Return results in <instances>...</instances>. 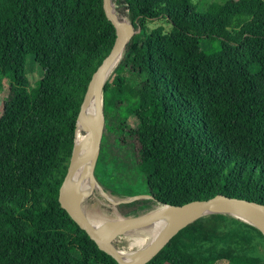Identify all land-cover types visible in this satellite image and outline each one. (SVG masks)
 I'll return each instance as SVG.
<instances>
[{"label": "trees", "instance_id": "1", "mask_svg": "<svg viewBox=\"0 0 264 264\" xmlns=\"http://www.w3.org/2000/svg\"><path fill=\"white\" fill-rule=\"evenodd\" d=\"M111 2L132 34L103 83L92 174L115 201L145 195L117 213L215 194L264 204V0ZM154 19L168 30L147 31ZM114 37L101 0H0V264H117L57 202L79 104ZM252 239L264 244L250 224L206 214L145 264H264Z\"/></svg>", "mask_w": 264, "mask_h": 264}, {"label": "water", "instance_id": "2", "mask_svg": "<svg viewBox=\"0 0 264 264\" xmlns=\"http://www.w3.org/2000/svg\"><path fill=\"white\" fill-rule=\"evenodd\" d=\"M101 6L104 16L114 28L115 37L109 52L92 72L79 104L78 112L75 118L74 132L78 126L80 131L87 135V151L83 155L73 156L74 147L72 145L66 170L57 190V202L59 203V206L68 214L71 220L86 233L88 238L93 241L97 248L109 255L117 264H145L179 229L183 228L192 220L209 213H225L238 218L239 220L246 222L257 229L264 238V204L243 198L215 194L207 199L191 200L179 205L160 204V207L158 208H154L136 216L128 217L120 216L115 209L118 217L110 221L111 229L106 235H99V233L95 230L90 220L84 215L80 206V202L65 198V188L73 176L75 170L86 163H89L92 169L98 155L102 133L103 116L101 112L100 87L98 88L95 86V83L97 82L102 71L115 57V55L121 53L123 47L129 41L132 34L129 24H123V21L116 15L111 0H101ZM91 97H93L96 110L100 112L99 119L94 127H91L83 117L84 109ZM90 176L93 178L91 171ZM93 181L94 185L98 187L99 191L102 194H105L94 178ZM91 190L92 188L89 190V192ZM144 196L145 195L132 196L126 199L115 201L114 204L119 202H128ZM219 206L232 207L241 210L244 212L247 220L242 219L231 212L212 210ZM166 216H171L172 220L165 227L156 241L140 256L126 260L121 255V252L111 245V241L119 234L131 229L144 227L150 222L160 217L162 218Z\"/></svg>", "mask_w": 264, "mask_h": 264}, {"label": "bare ground", "instance_id": "3", "mask_svg": "<svg viewBox=\"0 0 264 264\" xmlns=\"http://www.w3.org/2000/svg\"><path fill=\"white\" fill-rule=\"evenodd\" d=\"M122 21H123V24L125 25L127 24L126 21L124 20ZM119 55H121V53L120 54L118 53L117 55H115V57L105 67V69L100 74L97 82L95 83V86H97L98 88L99 87L101 88V86L103 85L102 83H104V81L106 80V77L109 75L112 68L118 61ZM94 107H95V103H94L93 97H91L88 103L86 104V107L83 113V117L85 121L91 127H94L97 124V121L99 119V114H100V112L96 110L97 111L96 121L93 125H91L90 121H91ZM79 131H80V128L77 126L76 133L74 136V141H73V147H74L73 156L83 155L87 151V135L86 134L80 135ZM90 171H91V166L89 163H86L78 167L75 170L73 176L71 177L70 181L68 182L65 188V193H64L65 198L73 199V200H76L77 202H81L83 199H85V197L89 194V190L94 186V181H93V178L90 176ZM212 210L226 211V212L230 211V212H237V213L241 212L243 213L242 214L243 219L247 220L244 212H242L241 210L232 208V207L219 206ZM171 220H172L171 216H166L162 218L160 217L150 222L143 228H138L140 229V230H137L138 232L134 230L136 232V235L132 239V242L129 244L131 248H129L126 251H130V252L139 251L136 257L140 256L156 241V239L160 236L162 231L170 223ZM90 222L95 228V230L99 233V235H106L111 229V222L96 221V220L95 221L90 220Z\"/></svg>", "mask_w": 264, "mask_h": 264}, {"label": "rangeland", "instance_id": "4", "mask_svg": "<svg viewBox=\"0 0 264 264\" xmlns=\"http://www.w3.org/2000/svg\"><path fill=\"white\" fill-rule=\"evenodd\" d=\"M193 1L194 2H196V1L199 2L200 6L204 9L212 1H220V0H193ZM120 17H121V15H119V19H120ZM121 19L126 21V23H128L127 20L124 17H121ZM157 28H161L162 31H167L168 28H169V25L167 23H165L164 21H162L161 19H154V20H150V21L146 22L147 31H151V30H154V29H157ZM200 46L202 48H206L208 46V43H206V41H202ZM24 71H25V75L27 77L28 82H33L34 80H36V79H38L40 77V69L37 67V65L35 63H31L29 60H27L25 62ZM7 82H8L7 75H3L2 77H0V115H1L2 103L5 100V88H6ZM102 87H103V85L100 88L101 112H102L103 94L105 93V92H103ZM102 116H103V113H102ZM0 129H1V125H0ZM75 133H76V130L74 132V136H75ZM79 134L83 135L85 133H83L82 131H79ZM102 157L106 161H109V159L111 158L110 145L108 143H105V145H104V149H103V152H102ZM91 172H93V167L91 169ZM92 176H93V174H92ZM135 196H138V195H135ZM114 202H115V199L113 197L108 196L106 194H102L99 191L98 187L96 185H94L92 187V190L85 197V199H83L80 202V206H81V209H82L84 215L86 217L88 216L87 218L89 220H92V221H95V220L96 221H108V222H110L113 219H116L118 217V215H117V213L115 211ZM158 207H160V205H158L155 208H158ZM209 214H211V213H209ZM233 214H235L238 217L243 219V217H242L243 213L234 212ZM231 217H233V216H231ZM233 218H235V217H233ZM236 219H238V218H236ZM140 228H143V227H140ZM134 230L137 231V230H140V229H138V228L131 229V230H128V231H126V232H124L122 234H119L118 236H116L111 241V245L113 247H115L119 251L128 250L129 248H131L129 246V244L132 242V239L136 235V232ZM251 244H252V247H253V253L264 257V246H263L264 244L261 243V241H259L258 239H256V240L252 239ZM211 250L219 251L220 248H219V246H213L212 248H210L209 252ZM208 258H211V257L209 256ZM190 264H194V263H190Z\"/></svg>", "mask_w": 264, "mask_h": 264}]
</instances>
